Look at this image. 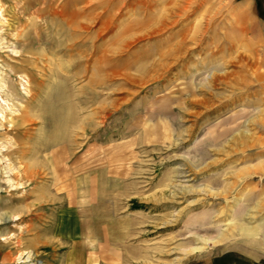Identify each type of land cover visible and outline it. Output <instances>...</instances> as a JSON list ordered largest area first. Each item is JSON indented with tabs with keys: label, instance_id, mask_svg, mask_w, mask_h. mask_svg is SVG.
I'll return each instance as SVG.
<instances>
[{
	"label": "rangeland",
	"instance_id": "rangeland-1",
	"mask_svg": "<svg viewBox=\"0 0 264 264\" xmlns=\"http://www.w3.org/2000/svg\"><path fill=\"white\" fill-rule=\"evenodd\" d=\"M0 241L264 264L263 0H0Z\"/></svg>",
	"mask_w": 264,
	"mask_h": 264
},
{
	"label": "crops",
	"instance_id": "crops-1",
	"mask_svg": "<svg viewBox=\"0 0 264 264\" xmlns=\"http://www.w3.org/2000/svg\"><path fill=\"white\" fill-rule=\"evenodd\" d=\"M263 10H264V0H263ZM64 222L65 220L63 216H58V215L55 216V222L53 225L54 230H52V232L55 231V234H60L61 240L63 239V235H65V233L73 234L77 232L74 225H72V223L70 224L68 220L66 221L68 226L65 229ZM68 223L71 226H69ZM31 247L32 248L29 249L35 250L36 246L32 245ZM242 253L243 251L239 252V250L233 251L231 254L224 256V258L218 263L219 264H258L255 261H252L250 257L247 256L248 255L247 253L246 255ZM14 257H15V251L11 248V246H9L8 243L0 241V264H15Z\"/></svg>",
	"mask_w": 264,
	"mask_h": 264
}]
</instances>
